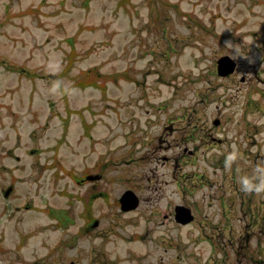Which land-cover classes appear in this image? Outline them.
Returning <instances> with one entry per match:
<instances>
[{
	"label": "rangeland",
	"instance_id": "374dc122",
	"mask_svg": "<svg viewBox=\"0 0 264 264\" xmlns=\"http://www.w3.org/2000/svg\"><path fill=\"white\" fill-rule=\"evenodd\" d=\"M216 4L0 0V264H30L40 250L37 237L20 248L21 232L46 220L25 200L71 206L62 193L74 191L80 222L82 187L64 176L36 188L52 159L60 174L103 166L93 217L130 238L125 264H264V192L243 190L264 182V52L250 36L246 53L215 36ZM226 52L232 80L212 71ZM125 188L143 199L130 212L117 204ZM177 203L194 220L165 219Z\"/></svg>",
	"mask_w": 264,
	"mask_h": 264
},
{
	"label": "flooded vegetation",
	"instance_id": "af4514ba",
	"mask_svg": "<svg viewBox=\"0 0 264 264\" xmlns=\"http://www.w3.org/2000/svg\"><path fill=\"white\" fill-rule=\"evenodd\" d=\"M219 4H216V9L213 11V17L220 19L224 24L222 29H213L215 36L219 35L222 38L230 39L233 43L240 45L241 49L246 53L247 44L246 36L251 37V42L249 47L252 46V50H258L264 52V0H217ZM258 7V8H256ZM229 55V53H222L217 56ZM231 57V56H230ZM233 60L234 58L231 57ZM217 59L213 65V74L215 77L221 79L232 80L238 71V64L235 61L234 68L232 70L223 71L220 73L219 65ZM261 62L264 61V56L259 59ZM260 73L263 77L257 76L258 80L262 83L264 82V66L259 67ZM239 80L246 82L247 77L244 74L239 76ZM246 109V99L244 102ZM220 120L218 118H215ZM214 124V122H213ZM214 124V125H217ZM32 151V150H31ZM39 170L34 176L36 181V188L41 186L44 181H52L57 183L59 179L66 176L75 183L78 187H82L83 194L80 197L82 203V208L78 212V218L80 222L74 223V198L75 192L72 191L70 194L68 192H63L66 194L67 199L71 201V206L65 207H52L49 201L50 196L45 197L44 204H35L30 200L24 201L25 210L29 209V212L36 214L45 215V221H39L34 227L29 230H23L20 235V248L26 247L29 239H36L39 246V251L34 255L32 262L30 264H58L61 260V264H75L77 258L82 255L92 256L89 258L92 261L90 264H125L123 263L122 254L124 243L126 241L131 242L130 238H124L120 233H115L112 228H102L101 219L99 217L94 218V210L99 209L94 205V201L103 195L101 191V183L104 185L105 179L103 178V166L95 164L90 170L83 169L81 173H76L72 169L62 171L60 174L59 164L56 160H43L38 164ZM51 183V182H50ZM9 189V190H8ZM8 192L6 193V191ZM131 190L135 195L136 206L129 209L121 208V196L124 191ZM12 191V185H9L3 191V196H9ZM78 197V196H76ZM142 197L136 193L132 188H125L121 194L117 197V204L119 205V210L121 212H130L137 209L142 203ZM178 204V203H177ZM171 211L164 214L163 217L168 220H173L176 225H186L187 223L179 222L175 217L174 206ZM184 205V204H183ZM38 212V213H37ZM34 214V213H33ZM195 218V216H194ZM193 218V220H194ZM93 231V232H92ZM93 238H80L82 234L89 235L90 233ZM57 233H61L59 236ZM102 236V237H100ZM105 236L106 239L103 238ZM97 237L99 239H97ZM243 238H246L243 235ZM122 241L123 245L119 241ZM112 243V244H111ZM119 248H122L119 251ZM97 250V252L95 251ZM31 253L33 250L31 249ZM95 253H100L98 256ZM117 254V255H116Z\"/></svg>",
	"mask_w": 264,
	"mask_h": 264
},
{
	"label": "water",
	"instance_id": "95a60500",
	"mask_svg": "<svg viewBox=\"0 0 264 264\" xmlns=\"http://www.w3.org/2000/svg\"><path fill=\"white\" fill-rule=\"evenodd\" d=\"M217 62L219 65L220 73H224L223 71L232 70L235 65V62L233 61V59L228 55L219 57ZM213 122L214 124H217L218 120L215 119ZM8 190L6 191V193L8 192ZM120 200H121L122 209H129V208L136 206L135 195L130 190L125 191L122 194ZM175 217L179 222L185 223L192 219V214L188 207L183 206V205H176L175 206Z\"/></svg>",
	"mask_w": 264,
	"mask_h": 264
},
{
	"label": "clouds",
	"instance_id": "9594fccd",
	"mask_svg": "<svg viewBox=\"0 0 264 264\" xmlns=\"http://www.w3.org/2000/svg\"><path fill=\"white\" fill-rule=\"evenodd\" d=\"M243 186H244L243 190L249 193L255 192L256 194H260L264 192V182L254 185L250 183L248 180H244Z\"/></svg>",
	"mask_w": 264,
	"mask_h": 264
},
{
	"label": "bare ground",
	"instance_id": "6f19581e",
	"mask_svg": "<svg viewBox=\"0 0 264 264\" xmlns=\"http://www.w3.org/2000/svg\"><path fill=\"white\" fill-rule=\"evenodd\" d=\"M119 242H120V244H121V245H123V243H122V241H121V240H120Z\"/></svg>",
	"mask_w": 264,
	"mask_h": 264
}]
</instances>
